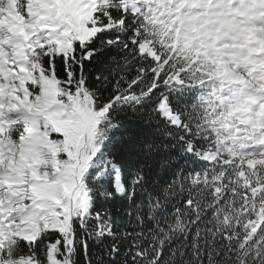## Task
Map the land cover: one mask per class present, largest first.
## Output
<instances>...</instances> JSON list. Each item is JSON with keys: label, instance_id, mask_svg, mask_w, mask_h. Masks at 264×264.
Returning <instances> with one entry per match:
<instances>
[{"label": "snow or ice", "instance_id": "1", "mask_svg": "<svg viewBox=\"0 0 264 264\" xmlns=\"http://www.w3.org/2000/svg\"><path fill=\"white\" fill-rule=\"evenodd\" d=\"M0 264H264V0H0Z\"/></svg>", "mask_w": 264, "mask_h": 264}]
</instances>
